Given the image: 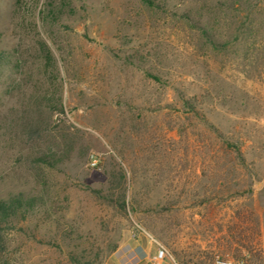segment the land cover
I'll list each match as a JSON object with an SVG mask.
<instances>
[{"label":"rangeland","instance_id":"obj_1","mask_svg":"<svg viewBox=\"0 0 264 264\" xmlns=\"http://www.w3.org/2000/svg\"><path fill=\"white\" fill-rule=\"evenodd\" d=\"M16 196L0 264H264V0H0Z\"/></svg>","mask_w":264,"mask_h":264},{"label":"trees","instance_id":"obj_2","mask_svg":"<svg viewBox=\"0 0 264 264\" xmlns=\"http://www.w3.org/2000/svg\"><path fill=\"white\" fill-rule=\"evenodd\" d=\"M30 201H24L22 197L16 196L7 201L0 200V219L6 220L9 217L15 216L17 210L22 209L24 213L28 208H32Z\"/></svg>","mask_w":264,"mask_h":264},{"label":"built area","instance_id":"obj_3","mask_svg":"<svg viewBox=\"0 0 264 264\" xmlns=\"http://www.w3.org/2000/svg\"><path fill=\"white\" fill-rule=\"evenodd\" d=\"M96 163H97V161L92 160V165L91 166L96 165ZM164 254H165L164 250H162V249L158 250V252L155 255V258H153L156 264H159L162 261V259L165 256ZM222 264H230V263H222Z\"/></svg>","mask_w":264,"mask_h":264}]
</instances>
